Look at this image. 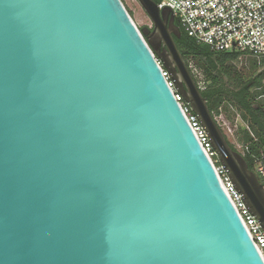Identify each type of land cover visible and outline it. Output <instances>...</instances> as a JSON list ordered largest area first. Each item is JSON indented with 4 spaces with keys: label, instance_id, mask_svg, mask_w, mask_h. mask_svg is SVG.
<instances>
[{
    "label": "water",
    "instance_id": "95a60500",
    "mask_svg": "<svg viewBox=\"0 0 264 264\" xmlns=\"http://www.w3.org/2000/svg\"><path fill=\"white\" fill-rule=\"evenodd\" d=\"M136 1L0 0V264H264L156 55L263 231L264 188Z\"/></svg>",
    "mask_w": 264,
    "mask_h": 264
},
{
    "label": "built area",
    "instance_id": "2783aa9c",
    "mask_svg": "<svg viewBox=\"0 0 264 264\" xmlns=\"http://www.w3.org/2000/svg\"><path fill=\"white\" fill-rule=\"evenodd\" d=\"M165 7L172 12V16L178 22V27L197 44L207 46L212 52L239 53L243 58L256 60L257 65L264 70V0H160L157 8L162 10ZM158 64L162 68L163 76L173 91L176 101L181 105L191 129L213 163L223 189L264 262V231L256 218L245 207L241 194L235 190L196 115L177 93L169 73L163 68L160 61ZM187 68L197 89L200 92L204 91L207 82L203 73L191 62H188ZM257 100L264 105V79ZM218 114L212 116L218 128L226 140L229 141V138L235 140V144L229 142L234 146L235 151L244 157L248 152V147L236 141L239 126L234 122L228 124L223 119H218ZM235 114L239 119V115ZM253 173L264 188V155L255 158Z\"/></svg>",
    "mask_w": 264,
    "mask_h": 264
},
{
    "label": "trees",
    "instance_id": "16d2710c",
    "mask_svg": "<svg viewBox=\"0 0 264 264\" xmlns=\"http://www.w3.org/2000/svg\"><path fill=\"white\" fill-rule=\"evenodd\" d=\"M153 1L156 4L160 2ZM175 24L178 26L176 20ZM179 30L180 38H174L175 45L186 66L191 62L203 73L207 87L200 93L206 100L211 115L218 114L225 106L233 108L239 115L242 125L238 127L236 141L248 147L243 158L253 172L255 158L264 155V106L257 100L263 84L264 70L253 72L248 68L242 72L237 63L245 58L239 53L212 52L207 46L197 44L180 28ZM145 40L148 42L147 37ZM155 57L160 61L157 55ZM227 143L235 151L228 140Z\"/></svg>",
    "mask_w": 264,
    "mask_h": 264
},
{
    "label": "rangeland",
    "instance_id": "374dc122",
    "mask_svg": "<svg viewBox=\"0 0 264 264\" xmlns=\"http://www.w3.org/2000/svg\"><path fill=\"white\" fill-rule=\"evenodd\" d=\"M123 6L129 13L131 19L135 23L138 29L142 28H152V22L147 16V14L142 10L136 0H121ZM237 67L240 71L245 72L248 68L252 69L253 72L259 71L261 68L257 65L256 60L254 59H243L241 62L237 63ZM264 106V105H263ZM235 110L231 107L225 106L223 110L218 114L217 118H221L226 121L228 124L234 122L237 126L242 125L240 120L236 118ZM229 141L235 144L233 138H229Z\"/></svg>",
    "mask_w": 264,
    "mask_h": 264
},
{
    "label": "flooded vegetation",
    "instance_id": "af4514ba",
    "mask_svg": "<svg viewBox=\"0 0 264 264\" xmlns=\"http://www.w3.org/2000/svg\"><path fill=\"white\" fill-rule=\"evenodd\" d=\"M152 28H153V25H152Z\"/></svg>",
    "mask_w": 264,
    "mask_h": 264
}]
</instances>
